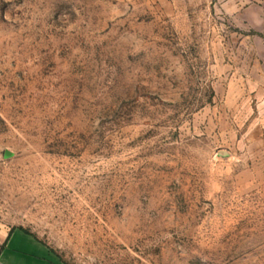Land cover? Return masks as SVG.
I'll return each instance as SVG.
<instances>
[{
    "label": "rangeland",
    "instance_id": "1",
    "mask_svg": "<svg viewBox=\"0 0 264 264\" xmlns=\"http://www.w3.org/2000/svg\"><path fill=\"white\" fill-rule=\"evenodd\" d=\"M3 248L264 264V0H0Z\"/></svg>",
    "mask_w": 264,
    "mask_h": 264
},
{
    "label": "crops",
    "instance_id": "2",
    "mask_svg": "<svg viewBox=\"0 0 264 264\" xmlns=\"http://www.w3.org/2000/svg\"><path fill=\"white\" fill-rule=\"evenodd\" d=\"M13 233H14V232H13ZM13 233H12V234H13ZM12 234L8 237V239H7V241H6L5 245H4V248L6 247L8 241L11 239ZM4 248H3V249L1 250V252H0V260H1V254H2V252H3V250H4ZM0 264H1V263H0Z\"/></svg>",
    "mask_w": 264,
    "mask_h": 264
},
{
    "label": "trees",
    "instance_id": "3",
    "mask_svg": "<svg viewBox=\"0 0 264 264\" xmlns=\"http://www.w3.org/2000/svg\"><path fill=\"white\" fill-rule=\"evenodd\" d=\"M21 231H23L24 233H26L24 230H21ZM27 234V233H26ZM28 235V234H27Z\"/></svg>",
    "mask_w": 264,
    "mask_h": 264
}]
</instances>
